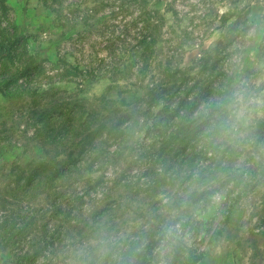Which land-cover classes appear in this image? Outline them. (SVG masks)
<instances>
[{"label":"rangeland","instance_id":"obj_1","mask_svg":"<svg viewBox=\"0 0 264 264\" xmlns=\"http://www.w3.org/2000/svg\"><path fill=\"white\" fill-rule=\"evenodd\" d=\"M170 2L0 0V264H264V0Z\"/></svg>","mask_w":264,"mask_h":264},{"label":"trees","instance_id":"obj_2","mask_svg":"<svg viewBox=\"0 0 264 264\" xmlns=\"http://www.w3.org/2000/svg\"><path fill=\"white\" fill-rule=\"evenodd\" d=\"M146 1L147 0H121V5L119 6L120 10H123L125 8H130L132 3H136L138 7L140 8H144L146 5ZM158 1V0H157ZM175 0H172V2H170L169 5L174 4ZM174 15H178V13H174ZM139 20L142 21L143 25H144V29H147L148 27H150V25H152L154 31L157 30V28L163 23V18L159 17L155 11H153V14L151 15L150 12L141 10L139 12ZM143 18V19H140ZM227 17L225 15L221 16L220 18V22L224 23L225 19ZM136 22V21H135ZM152 23V24H151ZM154 37H158V35L156 34H151L149 33L147 36L146 35H142V37L139 39V41H137V47L140 49V53L139 54H144V53H150V48L151 45L154 44L155 42V38ZM8 39H0V58H1V63L4 66L9 65V64H14V62L16 60L19 59V54L15 53L11 50L12 47V43L8 42ZM145 57L142 58V60ZM28 62V61H27ZM27 62L19 64V66H17L14 69V72L10 73L9 75H7L6 77H3L0 79V81H2L1 85L3 84H7L10 82H15L17 80V76H25L30 70L32 69V61L30 63L27 64ZM16 64V63H15ZM26 64V65H25ZM20 69V70H19ZM27 70V71H26ZM164 75V80L165 78H167V76H171L168 75V72H166ZM131 85V84H130ZM140 86V85H139ZM161 84L159 85V89L161 88ZM139 88V87H138ZM149 91H153V89L151 88ZM166 96V97H170L171 96V92L170 89H161V92L158 93L157 98H162V96ZM46 160L44 159H40L38 161V163L35 165V170L37 173L39 174H44L46 172H50L52 175L55 174L54 170H52L51 168H48L46 166ZM51 169V171H50ZM135 264H140L139 262L135 263Z\"/></svg>","mask_w":264,"mask_h":264}]
</instances>
